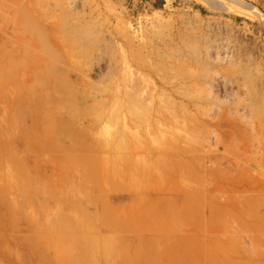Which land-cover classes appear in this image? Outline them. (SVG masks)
Here are the masks:
<instances>
[{
  "label": "rangeland",
  "instance_id": "rangeland-1",
  "mask_svg": "<svg viewBox=\"0 0 264 264\" xmlns=\"http://www.w3.org/2000/svg\"><path fill=\"white\" fill-rule=\"evenodd\" d=\"M94 233L125 264H264V0H0V264Z\"/></svg>",
  "mask_w": 264,
  "mask_h": 264
},
{
  "label": "bare ground",
  "instance_id": "bare-ground-1",
  "mask_svg": "<svg viewBox=\"0 0 264 264\" xmlns=\"http://www.w3.org/2000/svg\"><path fill=\"white\" fill-rule=\"evenodd\" d=\"M12 171L14 172L13 168H12ZM21 187L20 185L16 183L14 188L19 190ZM65 213L67 215L66 214L62 215L56 222V226L59 230H63V231L76 230V231H81V232H85V230H87V225L85 224V221L82 218V215L80 214L79 211H77L74 208L67 207ZM95 236H96L95 233L92 236H85L82 242L84 246L85 245L86 246L87 245L97 246L98 244L100 246L102 244L104 248L98 247L97 250L95 249L90 250L88 259L86 258L88 255L87 250H84L86 252L82 251V252H79L78 254L70 255L69 249L72 246L71 243L74 242L75 240L74 239L66 240L64 246L62 247L60 251V255H62V259H65L66 261L65 264H69V261H72V260L73 262H76V260H79V259L89 260L90 264H98L99 261H101L103 264H123V262L125 261L124 248L121 245L119 246L117 245L118 247L114 249L112 248V246H108L110 245L109 237L106 238L107 242L105 243V242H99L97 239H95ZM113 240L118 241L115 238H113ZM83 264H86V263H83Z\"/></svg>",
  "mask_w": 264,
  "mask_h": 264
},
{
  "label": "crops",
  "instance_id": "crops-1",
  "mask_svg": "<svg viewBox=\"0 0 264 264\" xmlns=\"http://www.w3.org/2000/svg\"><path fill=\"white\" fill-rule=\"evenodd\" d=\"M123 264H125V262H123Z\"/></svg>",
  "mask_w": 264,
  "mask_h": 264
}]
</instances>
